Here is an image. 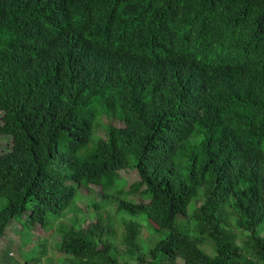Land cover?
Returning <instances> with one entry per match:
<instances>
[{
    "label": "trees",
    "instance_id": "16d2710c",
    "mask_svg": "<svg viewBox=\"0 0 264 264\" xmlns=\"http://www.w3.org/2000/svg\"><path fill=\"white\" fill-rule=\"evenodd\" d=\"M5 136L26 264H264V0H0Z\"/></svg>",
    "mask_w": 264,
    "mask_h": 264
},
{
    "label": "rangeland",
    "instance_id": "374dc122",
    "mask_svg": "<svg viewBox=\"0 0 264 264\" xmlns=\"http://www.w3.org/2000/svg\"><path fill=\"white\" fill-rule=\"evenodd\" d=\"M12 144V137L11 136H5L3 137V139L0 141V154L3 153L4 151L8 150V148L11 147ZM124 177H128V180L130 181V179L135 180V178L137 177L136 172L135 171H125L122 172ZM95 197L98 198V200H100L102 197L100 196V192L98 189H95ZM137 200H141V198L139 196L136 197ZM90 204V199H89V191L87 190L84 191V196L81 197L78 200V206L79 208H81L84 212H88L90 213L91 209L88 207V205ZM116 208V202H112L109 206L110 211H114ZM18 229V228H17ZM17 229H11L8 231V235L9 237L7 238H3L2 242L0 243V248L2 249V254L0 256V263L4 262L5 264L7 263H11V264H16L17 262H21L22 264H26L25 260H24V256L21 255H26L28 253H32V252H36V244H37V239L36 237L34 238H30L31 241H26L27 239L23 236V234L17 230ZM34 235L37 236H43L44 233L40 231L35 232ZM57 236L53 237V239H48V249L50 250L49 256H57V243L58 240L56 238ZM29 240V239H28ZM0 249V250H1ZM54 249V250H52ZM6 253V254H5ZM4 257H8L9 260H4ZM247 257L249 258V261H253V262H248V261H241L240 264H259V263H255V258L252 254L247 255ZM43 264H49L48 261L43 260Z\"/></svg>",
    "mask_w": 264,
    "mask_h": 264
}]
</instances>
